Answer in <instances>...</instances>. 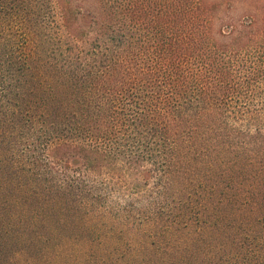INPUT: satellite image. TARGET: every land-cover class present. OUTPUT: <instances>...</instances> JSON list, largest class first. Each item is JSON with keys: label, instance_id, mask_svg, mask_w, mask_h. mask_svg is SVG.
I'll return each mask as SVG.
<instances>
[{"label": "trees", "instance_id": "obj_1", "mask_svg": "<svg viewBox=\"0 0 264 264\" xmlns=\"http://www.w3.org/2000/svg\"><path fill=\"white\" fill-rule=\"evenodd\" d=\"M256 85L264 0H0V261L154 264L167 248L152 231L132 254L89 220L104 208L85 214L109 187L156 190L142 222L206 218L194 242L216 262L264 264Z\"/></svg>", "mask_w": 264, "mask_h": 264}, {"label": "rangeland", "instance_id": "obj_2", "mask_svg": "<svg viewBox=\"0 0 264 264\" xmlns=\"http://www.w3.org/2000/svg\"><path fill=\"white\" fill-rule=\"evenodd\" d=\"M248 8V5H247ZM242 9V6L239 5L234 11L235 12H244ZM250 11V9H249ZM86 14V13H85ZM85 19V18H84ZM257 46L261 47L263 46L262 43L258 44ZM261 48L256 49V47L249 48L247 51L241 52L242 55L247 54V52L255 56L257 53H261ZM43 58L45 56L43 55ZM46 59V58H45ZM248 59V58H247ZM257 90L255 89V92H258V101L260 106H264V85L262 87L260 85H256ZM264 109V107H263ZM113 189V188H112ZM111 188L107 187L102 190V194L105 192L109 194L107 195L106 200L100 204L99 206L92 207V208H86L85 214H88V216L91 218V215L94 214L95 211L100 212L101 208L102 213L99 214V216L93 219H89L93 223L97 222L98 220H101L104 230L108 232L109 234L113 233V243L110 246L112 247H119L121 246L122 250L125 251L126 248H131L130 252L132 254H136L137 250L136 248L141 247L140 245L143 242L138 241L137 237L140 235L146 236L148 234V231H152V234L157 236L161 242L163 243L162 247H165V254H162L160 256L155 257L154 264H188L187 262L191 259H189L188 255H183L184 247H188L189 245L193 246L194 250H200L195 253V256L197 255L196 263L200 264H222L221 262H216V260L211 259L213 257V248L214 245L210 244L209 242L204 245H197L194 241L196 239H206L205 237H209L212 234L210 233L211 228L207 230V234L201 233L203 230H199L201 228L202 224H207L205 221L207 220L202 216V218L199 217V214H195L194 212L188 210V214L182 215L183 217L180 218V220L175 224L171 225V222L173 220H169L168 215L171 214L176 215L177 211H182L183 208H174L173 210L171 208H163V209H154V213L157 211L159 213H165L164 218L159 217L158 215L153 216V218L150 220L141 221L140 218H137V213L140 211V209L148 211L150 208V201L153 196H157L158 193H156V190L152 188H144L140 192L131 194L130 190L124 188L121 190H112ZM97 195L100 192H96ZM133 197H132V196ZM175 195V193L173 194ZM96 197V196H95ZM104 198V197H103ZM127 199H130L127 201ZM133 199H136L137 203V209L136 212L133 214L134 217H127V207L128 202L132 201ZM176 199H181L180 196L176 195ZM176 203H179V200L174 201ZM153 205V204H152ZM102 206V207H101ZM140 207V209L138 208ZM96 209V210H94ZM141 212V211H140ZM193 214V219L189 221L188 225L186 222L189 220V215ZM210 223V222H209ZM110 225H113L114 231L112 232L110 230ZM205 226V227H206ZM252 228L247 226L242 230V233L245 237L249 238L253 235ZM229 231V230H228ZM96 235H99L98 232ZM206 235V236H205ZM250 235V236H249ZM205 236V237H204ZM82 239L83 237H80L77 245H76V252L79 253L82 250ZM251 238H249L250 240ZM194 242V243H193ZM214 243V242H212ZM188 244V245H187ZM98 251L100 253L101 246L98 247ZM98 253V254H99ZM131 253L127 252V255H132ZM105 260L104 264H113L111 259L114 258L113 256H108L105 252ZM169 254V255H167ZM167 255V256H166ZM166 257V258H165ZM201 261V262H199ZM227 262V261H226ZM0 264H6V262L0 261ZM134 264H146L145 261L140 263H134ZM149 264H151V260L149 261ZM194 264V263H193Z\"/></svg>", "mask_w": 264, "mask_h": 264}]
</instances>
